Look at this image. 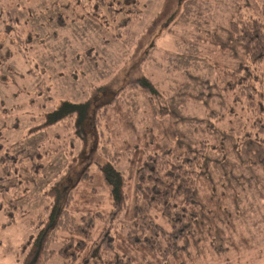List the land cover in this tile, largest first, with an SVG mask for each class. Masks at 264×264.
<instances>
[{"label":"rangeland","instance_id":"rangeland-1","mask_svg":"<svg viewBox=\"0 0 264 264\" xmlns=\"http://www.w3.org/2000/svg\"><path fill=\"white\" fill-rule=\"evenodd\" d=\"M74 1L0 0V155L17 153L25 166L35 148L50 152L34 182L18 186L0 178V264H22L21 244L35 233L33 224L50 200L43 190L67 162L78 159L72 119L52 128L55 144L39 131L26 133L41 122L39 112L62 99L84 100L103 85L119 93L123 112L112 113L107 128L100 120L110 153L126 157L125 141L136 140L176 152L206 147L207 172L200 168L195 181L202 196L197 210L203 213L188 263L264 264V140L255 127L261 115L243 95L264 87V62L242 78L247 57L229 33L230 22L247 15L264 24V0L172 1L147 33L144 27L164 0L154 11L153 2L143 6L139 0L130 24L139 33L135 43L114 37L113 28ZM10 14L17 19L9 20ZM140 74L159 91V111H151L142 90L126 86ZM44 264L63 261L54 254Z\"/></svg>","mask_w":264,"mask_h":264},{"label":"trees","instance_id":"trees-1","mask_svg":"<svg viewBox=\"0 0 264 264\" xmlns=\"http://www.w3.org/2000/svg\"><path fill=\"white\" fill-rule=\"evenodd\" d=\"M172 1L180 0H164L144 27L146 33L167 14ZM138 2L74 1L90 18L113 28V36L124 43H135L138 39L139 33L130 31ZM8 18L17 19L11 14ZM8 25L5 24L6 31L10 29ZM229 33L246 54L242 78L248 79L253 73L252 66L264 62V24L247 15L240 21H231ZM126 86L142 90L151 111H159L154 100L161 99V95L150 79L140 74L128 79ZM108 87L97 86L84 100H60L39 112L41 122L33 126L37 127L34 131L30 127L26 133L33 135L39 131L55 144L57 130L52 128L69 118L79 149L78 159L67 162L42 192L50 200L44 214L33 221L35 233L21 244L22 264H44L54 254L61 257L63 264H189V249L197 245L196 231L200 229L203 213L197 210L202 205V196L195 181L201 177L200 168L207 172L206 147L193 151L186 147L176 152L157 143L149 148L148 143H135L139 141L136 140L135 144L125 141L124 150L129 153L126 157L122 152L110 153L100 120L105 119L107 128L111 114L123 112L119 93ZM244 92L250 109L256 107L261 115L255 127L264 140V87H250ZM124 124L134 129L131 121ZM49 153L48 147L35 148L26 154L30 163L24 166L19 164L21 157L17 153L4 151L0 155L3 168L0 178L18 186L23 181L34 182L33 176L43 170ZM22 172L28 176L23 177ZM191 238L194 241L190 243Z\"/></svg>","mask_w":264,"mask_h":264},{"label":"crops","instance_id":"crops-1","mask_svg":"<svg viewBox=\"0 0 264 264\" xmlns=\"http://www.w3.org/2000/svg\"><path fill=\"white\" fill-rule=\"evenodd\" d=\"M145 1H146V0H144V1L142 2L143 6H145V5L147 4V2H146V4H145ZM147 1H151V2H153V3H152V4H154V9H153V11L156 10V9H155V8H156V4H157L156 2H157L158 0H147ZM153 11H152V12H153Z\"/></svg>","mask_w":264,"mask_h":264}]
</instances>
